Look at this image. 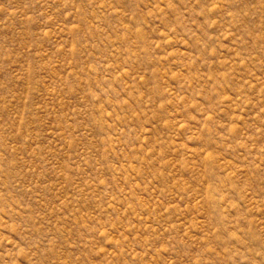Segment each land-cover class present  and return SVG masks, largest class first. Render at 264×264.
I'll use <instances>...</instances> for the list:
<instances>
[{"label": "rangeland", "instance_id": "rangeland-1", "mask_svg": "<svg viewBox=\"0 0 264 264\" xmlns=\"http://www.w3.org/2000/svg\"><path fill=\"white\" fill-rule=\"evenodd\" d=\"M0 264H264V0H0Z\"/></svg>", "mask_w": 264, "mask_h": 264}]
</instances>
